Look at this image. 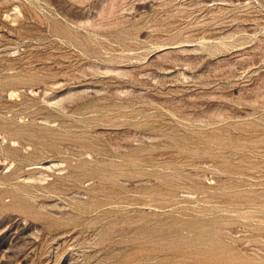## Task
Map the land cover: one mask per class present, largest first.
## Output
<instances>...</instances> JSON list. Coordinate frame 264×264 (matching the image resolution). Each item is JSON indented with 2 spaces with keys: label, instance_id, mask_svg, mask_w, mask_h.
<instances>
[{
  "label": "rangeland",
  "instance_id": "1",
  "mask_svg": "<svg viewBox=\"0 0 264 264\" xmlns=\"http://www.w3.org/2000/svg\"><path fill=\"white\" fill-rule=\"evenodd\" d=\"M0 264H264V0H0Z\"/></svg>",
  "mask_w": 264,
  "mask_h": 264
}]
</instances>
